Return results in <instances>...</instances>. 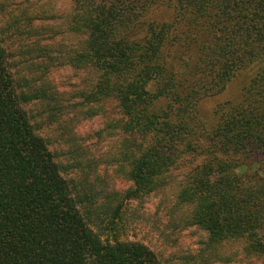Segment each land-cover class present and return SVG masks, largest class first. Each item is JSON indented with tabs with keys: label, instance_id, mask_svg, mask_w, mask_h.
I'll return each instance as SVG.
<instances>
[{
	"label": "trees",
	"instance_id": "1",
	"mask_svg": "<svg viewBox=\"0 0 264 264\" xmlns=\"http://www.w3.org/2000/svg\"><path fill=\"white\" fill-rule=\"evenodd\" d=\"M241 73L205 131L200 101ZM249 260L264 0H0V264Z\"/></svg>",
	"mask_w": 264,
	"mask_h": 264
},
{
	"label": "rangeland",
	"instance_id": "2",
	"mask_svg": "<svg viewBox=\"0 0 264 264\" xmlns=\"http://www.w3.org/2000/svg\"><path fill=\"white\" fill-rule=\"evenodd\" d=\"M244 76H246V74H239L225 86L223 91L207 96L200 101L198 117L202 122L205 131H210L216 125L219 117V110L221 108L223 109L228 103L238 100L242 86L244 84L246 86L247 84L246 80H241ZM246 264L256 263L249 260L246 261Z\"/></svg>",
	"mask_w": 264,
	"mask_h": 264
}]
</instances>
